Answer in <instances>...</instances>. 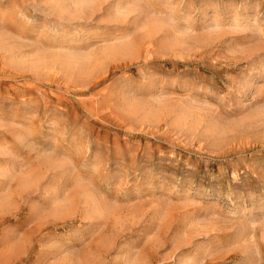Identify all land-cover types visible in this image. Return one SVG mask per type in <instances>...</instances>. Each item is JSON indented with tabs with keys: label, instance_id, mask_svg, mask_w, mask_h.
Returning <instances> with one entry per match:
<instances>
[{
	"label": "rangeland",
	"instance_id": "374dc122",
	"mask_svg": "<svg viewBox=\"0 0 264 264\" xmlns=\"http://www.w3.org/2000/svg\"><path fill=\"white\" fill-rule=\"evenodd\" d=\"M92 1L0 0V264H264V0Z\"/></svg>",
	"mask_w": 264,
	"mask_h": 264
},
{
	"label": "bare ground",
	"instance_id": "6f19581e",
	"mask_svg": "<svg viewBox=\"0 0 264 264\" xmlns=\"http://www.w3.org/2000/svg\"><path fill=\"white\" fill-rule=\"evenodd\" d=\"M92 1V0H91ZM92 3H93V1H92Z\"/></svg>",
	"mask_w": 264,
	"mask_h": 264
}]
</instances>
